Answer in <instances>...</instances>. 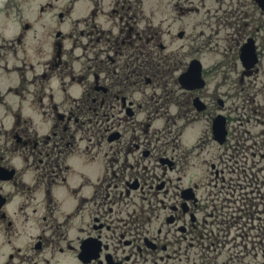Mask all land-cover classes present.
<instances>
[{"label":"flooded vegetation","instance_id":"obj_1","mask_svg":"<svg viewBox=\"0 0 264 264\" xmlns=\"http://www.w3.org/2000/svg\"><path fill=\"white\" fill-rule=\"evenodd\" d=\"M213 1L0 0V264H264V0Z\"/></svg>","mask_w":264,"mask_h":264},{"label":"rangeland","instance_id":"obj_2","mask_svg":"<svg viewBox=\"0 0 264 264\" xmlns=\"http://www.w3.org/2000/svg\"><path fill=\"white\" fill-rule=\"evenodd\" d=\"M186 4H190V6L193 8H197V10L194 8L189 13L187 17V30L188 34H190V39L192 38L194 42L199 43L200 42V34L201 31H205L206 33H210L213 37L214 43L216 44L215 36L216 31L220 30V33H222L226 28H223L222 18L220 15L215 13V9L218 8V4L215 3L213 0H184ZM210 9L209 12L207 10ZM218 18H221L218 21ZM159 18L156 20L158 21ZM164 29H166V22L162 25ZM163 42L168 44L169 37L167 34H164ZM222 43L219 42V44L216 45V48L222 47ZM13 57H9L8 60L11 62L13 61ZM214 61V55H210V58L205 60V63Z\"/></svg>","mask_w":264,"mask_h":264}]
</instances>
